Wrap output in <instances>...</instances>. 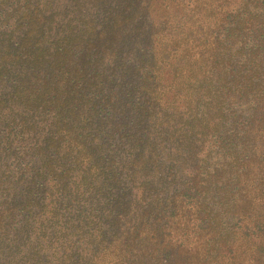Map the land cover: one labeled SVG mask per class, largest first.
Masks as SVG:
<instances>
[{
  "label": "trees",
  "instance_id": "1",
  "mask_svg": "<svg viewBox=\"0 0 264 264\" xmlns=\"http://www.w3.org/2000/svg\"><path fill=\"white\" fill-rule=\"evenodd\" d=\"M0 264H264V0H0Z\"/></svg>",
  "mask_w": 264,
  "mask_h": 264
}]
</instances>
